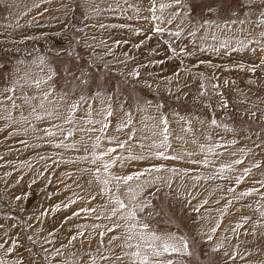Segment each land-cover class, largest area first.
Segmentation results:
<instances>
[{
    "label": "rangeland",
    "instance_id": "rangeland-1",
    "mask_svg": "<svg viewBox=\"0 0 264 264\" xmlns=\"http://www.w3.org/2000/svg\"><path fill=\"white\" fill-rule=\"evenodd\" d=\"M25 1L0 2V19L18 27L45 14L52 30L42 39L17 33L10 42L0 23V264H131L124 253L135 241L126 240L123 220L110 217L117 206L96 179L97 168L104 176L101 162H91L94 151L117 148L129 135L131 153L149 158L125 160L123 166L118 161L109 171L124 176L163 165L146 177L164 179L145 187L139 199H150L151 207L138 216L158 233L173 232L188 242L190 255L161 259L264 264V0ZM235 7L240 12L230 13ZM236 24L245 28L239 44L230 38ZM156 26L166 31L154 33ZM202 27L215 36L206 46L210 52L198 40L207 39ZM215 28H224L228 39L217 38ZM244 41L236 53L233 45ZM162 118L167 149L153 146L163 140ZM225 137L215 146L219 154L230 146L233 157L225 152L228 160L220 163L218 156L216 162L196 159L208 157L213 151L207 144ZM156 151L180 158L150 156ZM109 155L127 157L128 145ZM244 167L255 171L253 178ZM124 191L119 194L127 203ZM117 223L121 227L114 228Z\"/></svg>",
    "mask_w": 264,
    "mask_h": 264
},
{
    "label": "snow or ice",
    "instance_id": "snow-or-ice-1",
    "mask_svg": "<svg viewBox=\"0 0 264 264\" xmlns=\"http://www.w3.org/2000/svg\"><path fill=\"white\" fill-rule=\"evenodd\" d=\"M173 3L179 5L181 4V0H173ZM171 5L161 4L160 8L164 9L165 7H170ZM211 11V9H209ZM261 16H264V11L261 12ZM154 19H162V17H153ZM175 18V14L173 16ZM168 23H172V20H169ZM205 24L210 23L209 21H205ZM219 27V25L217 26ZM166 31L165 28L156 26L153 28L154 33H163ZM190 35H194V33H189ZM176 36L180 35V32L177 31L175 33ZM261 35H264L262 33ZM213 39H215V36H213ZM143 43V42H141ZM140 45H136V47H139ZM223 46V45H222ZM173 52H175V49H172ZM183 51V49H181ZM171 58V57H170ZM254 71L255 69H250ZM131 75L138 76L139 72L133 71ZM49 79H51V76H49ZM39 83V82H37ZM83 99V97H81ZM76 104L72 105V109L75 110ZM159 107V106H158ZM112 112L109 108V111L107 112V116H111ZM106 120V117H105ZM90 123H93V121H89ZM128 124L131 123V118H129ZM162 123L165 125L164 131H163V140L159 145H153L155 147H164L167 149L170 147L168 144V130H167V120L162 118ZM213 124L216 123L215 120L212 121ZM108 124L107 122L103 123L101 131H104L107 129ZM127 127V124L120 125V128ZM71 134V133H69ZM51 135V133H49ZM131 135L128 136V140L125 141H119L117 143V148L123 149L126 145H128L129 148V155L127 157L123 155H117V156H110V153H115L117 148H108L106 151L101 152L99 155L96 154L94 151L92 153V163H96L97 160H99L102 164L103 173L104 176L101 178L100 175V169H96V179L99 180L102 185L104 186L101 191L106 192L110 194V200L111 202H114V204L117 207H113L110 213V217L112 216H118V219H121L124 221L123 227L126 230V240L127 241H135V243L127 244V248L129 249L128 252L124 253L127 255L130 259L131 264H174L172 260H164L161 259L165 256V254H172V253H178V254H189V248H188V242L186 237L184 236H178L176 233L173 232H165V233H158L155 229L151 228V226L144 222L143 219H140L138 216V213H143L146 208L151 207V200L150 199H144L140 200L139 197L144 192V189L146 186L150 184H154L157 181H161L164 178L157 175L152 176L151 179H148L146 177L150 176L151 173L156 172L159 173L161 169L164 167L163 165L160 166H151L148 168H144L140 171L133 172L129 175L119 176L114 175L109 170L110 168L116 164L118 161L120 162L121 166H123L125 160H143L149 157H146L144 155H133L131 153V145L129 144V141L131 140ZM101 138L97 137V144L99 143V140ZM115 139V138H110ZM194 142V141H193ZM232 143H235V141H232ZM64 147H74V145H61ZM141 148L144 147L143 144L140 145ZM203 147V146H202ZM212 148H209V151H212ZM188 155H191L189 153ZM108 157V159H105V157ZM150 156H154L155 158H163V159H178L180 157L178 156H172L169 157L165 154L164 151H156L154 153H150ZM193 163H199V161H193ZM204 163H207V161H204ZM235 163H240V161H235ZM167 171L175 174L176 169H168ZM247 171V170H246ZM141 178L143 179V183H137L135 187H132L130 182L133 181H140ZM199 179V177H197ZM241 178L237 179V183H239ZM113 182L115 191L113 192L112 188L109 187V185H112ZM169 187H171V178H168L166 181ZM124 188V197L127 200V203L125 202V199L121 198L120 189ZM255 191V189H250L249 192ZM249 192L241 193V196L248 195ZM155 195V194H153ZM19 199V197H18ZM71 203H75V201H71ZM207 203V201H205ZM70 204L64 205V207H69ZM59 208V205L56 206V209ZM54 209V210H56ZM81 211H94L92 209H81ZM198 211V209H197ZM73 215H78V213H73ZM150 217L154 215V213L150 212L148 214ZM261 215H264V213H261ZM70 219V217L68 218ZM114 228L121 227V224L117 223L113 225ZM239 227V225H238ZM109 231H112V229H108ZM212 231H215L213 229ZM82 235V233H81ZM103 235V233H101ZM117 237H113V239H116ZM212 237L209 236L208 239L210 240ZM75 239V237H73ZM219 247V245L217 246ZM8 251H12L11 248L8 249ZM59 254V250H57V253ZM119 259V257L117 258Z\"/></svg>",
    "mask_w": 264,
    "mask_h": 264
},
{
    "label": "crops",
    "instance_id": "crops-1",
    "mask_svg": "<svg viewBox=\"0 0 264 264\" xmlns=\"http://www.w3.org/2000/svg\"><path fill=\"white\" fill-rule=\"evenodd\" d=\"M27 1V0H26ZM26 1H25V4H26ZM0 2H3V0H0ZM21 4H22V0H21ZM23 5V4H22ZM31 5H32V3H31ZM39 5V4H38ZM219 8V9H218ZM8 9V8H7ZM215 9L217 10V14H223V10H222V8L221 7H219V6H216L215 7ZM230 11V13H234V14H237V13H239L240 11H245V6L243 7V8H241L240 9V11H238L237 10V7H235V11H233V10H229ZM41 16H43L41 19H38V20H35V21H33V25H27V24H25V25H21V26H18V27H10V25H12V24H10V23H8L6 20H1L0 19V23H1V25L2 24H4L2 27H4V28H2V32H4L5 34H3L2 36L3 37H5L6 38V40H9V38H10V42H13L12 41V39H14L15 37H16V34L17 33H21L22 35H25V33H32L34 36H36L37 34H39L38 35V38L39 39H42V37H44V38H46V32L47 31H51L52 29V27H51V23H50V20H48L47 18H44V16H49V15H45V14H42ZM192 26H194V25H191V27ZM238 24H236L235 25V30L237 31L236 33H234V34H232V37H230L231 38V42L233 43V40L234 41H237L236 42V44H239V43H241V42H243V40H244V38H245V31H244V27L243 28H241L242 29V31L240 32V28H238ZM191 27H190V29H191ZM202 28H204L203 29V36L204 37H207V39H198V40H200V41H206V45L204 46V48H205V50H207V51H209L210 52V50L209 49H206V46L208 45V43H209V41L212 39V37H213V35H212V33L213 32H207L205 29H206V27H202ZM231 28H232V26H231ZM215 32H214V34L215 33H217V38L219 37V38H221L222 39V37H224L226 40L228 39L226 36H224V35H226V31H225V29L224 28H222V29H219V30H217L216 28H215V30H214ZM43 32V33H42ZM42 33V34H41ZM49 35H51V33L49 34ZM243 35H244V38H243ZM1 36V35H0ZM210 38V39H209ZM198 42V41H197ZM2 43L0 42V45H1ZM245 45V41H244V43L243 44H241V45H239V46H236V45H233V46H235L236 47V53H237V51H239L240 50V47L241 46H244ZM201 46V45H200ZM228 48V47H227ZM222 49V48H221ZM244 49V48H243ZM40 51H43V49H39ZM38 50V51H39ZM49 50H52V46H50V48H49ZM76 50V49H75ZM224 50V49H223ZM204 51V50H203ZM221 54H223V53H221ZM37 55H39V57H41L42 55H44V54H37ZM233 56H235V55H238V54H232ZM37 57V56H36ZM208 57H214L213 56V53L211 52V56H208ZM232 57V56H231ZM236 58H238L237 56H235ZM218 59V58H217ZM219 60H221V61H223L222 59H219ZM205 85H207V88H206V90L207 91H210L211 89H213L212 88V85L210 84V82L208 81V82H206L205 83ZM241 89V87L240 88H237L236 89V91L235 92H233L234 94L233 95H235L236 97H239V95L241 94L240 92L237 94V91L238 90H240ZM226 92H224V91H222L221 93H218V95H221V94H225ZM212 94V93H211ZM215 94V93H214ZM6 103H7V101H6ZM213 111H215L216 112V110H213ZM202 127H204V126H202ZM205 128V127H204ZM232 130H233V128H232ZM231 129H230V132H233ZM238 133H240V132H238ZM241 133H242V137L244 136V133L242 132V130H241ZM227 134V133H226ZM226 134H225V136H226ZM247 134H249V132H247ZM234 139H236L237 137H233ZM221 139V138H220ZM228 139V137H225V138H223V140H222V142H220V143H218L217 141L214 143V142H211L210 143V146H209V144H207V146L209 147V148H212L213 150V152H211L210 153V155L207 157V155H206V157H205V154H201V155H199L196 159H198L199 161H207V162H209V161H215L216 162V159H214L216 156H218L217 157V159H218V163H220L221 162V160H223V161H225L226 159H227V157L230 155V152H231V147L230 146H228V148L226 149V153H227V157H226V153L224 154H219L218 153V149L220 148V145L219 144H224L225 143V140H227ZM241 139V138H240ZM195 140H197V137L195 138ZM218 140V139H217ZM189 142H191L190 144H194V145H196V148L197 147H199V143H195V142H192V141H189ZM179 143V146H181L180 145V142H178ZM216 143H218V144H216ZM237 143H239V142H237ZM181 144L182 145H186L185 143H182L181 142ZM218 145V149H217V147L216 146ZM230 145V144H229ZM207 146H205L206 148L205 149H208V147ZM212 155V156H211ZM234 155V154H233ZM233 155L231 154L230 156H232L233 157ZM209 158H211V159H209ZM228 160V159H227ZM246 161L247 160H245L244 159V164L246 163ZM202 163H204V162H202ZM240 166H242V164L240 163L239 164V167ZM235 167H237V166H235ZM245 168V167H244ZM245 169H248V168H245ZM197 171L198 172H202L200 169H197ZM215 171V170H214ZM248 174H250V176L249 177H252L253 175H255V171H253L252 169H248ZM210 172H212V171H210ZM209 172V173H210ZM189 173V172H188ZM195 173V172H194ZM203 173H207V172H203ZM226 173H229V172H226ZM226 173H224V174H226ZM217 174V173H216ZM220 177V176H219ZM221 178V177H220ZM228 178H230L229 176H228ZM228 178H226V180L228 179ZM253 178V177H252ZM212 180V183L214 184V183H216V179H215V177L213 178V179H211ZM226 180H224V182L223 183H226L225 181ZM217 182H220L219 180H217ZM212 183H210V185L212 184ZM222 184V183H221ZM262 190V189H261Z\"/></svg>",
    "mask_w": 264,
    "mask_h": 264
}]
</instances>
